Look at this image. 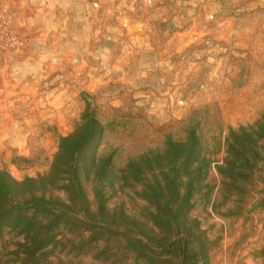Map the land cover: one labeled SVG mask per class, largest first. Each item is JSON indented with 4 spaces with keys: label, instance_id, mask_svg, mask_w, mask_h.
Here are the masks:
<instances>
[{
    "label": "rangeland",
    "instance_id": "rangeland-1",
    "mask_svg": "<svg viewBox=\"0 0 264 264\" xmlns=\"http://www.w3.org/2000/svg\"><path fill=\"white\" fill-rule=\"evenodd\" d=\"M17 1L0 0L14 32ZM95 2L97 41L75 53L76 28L53 20L50 66L0 87L2 181L45 175L95 121L75 155L89 212L32 244L15 217L45 221L29 202L52 186L7 188L0 264H264V0L232 20L209 14L217 0Z\"/></svg>",
    "mask_w": 264,
    "mask_h": 264
},
{
    "label": "crops",
    "instance_id": "crops-1",
    "mask_svg": "<svg viewBox=\"0 0 264 264\" xmlns=\"http://www.w3.org/2000/svg\"><path fill=\"white\" fill-rule=\"evenodd\" d=\"M26 8H20L19 0L13 2L16 7V13H11V22L15 26L23 29L15 30L21 44L14 50L7 52L6 56L0 55V87L6 83L22 84L23 79L27 77L28 84L36 80L31 71L35 68L50 66L52 61V52L57 53V48L46 45V38L49 35L43 31V27H49L53 20H64L72 22L68 27L76 28V52L83 53L82 43L85 38H92V42L97 41L98 28L94 24V14L89 13L90 5L97 7L95 0H25ZM20 2H22L20 0ZM23 3V2H22ZM218 9L209 14L229 16V19H238L251 10V7L259 4V0H217ZM214 8L213 5H205ZM253 10V9H252ZM13 15V16H12ZM91 16V18H90ZM62 17V19H61ZM60 18V19H59ZM89 19H92L90 22ZM75 22V23H73ZM15 25V26H14ZM42 26V27H41ZM37 29V31L35 30ZM38 39H41L37 41ZM43 42V44L41 43ZM111 46H104V51L111 52ZM68 52V49L67 51ZM72 51L70 53H73ZM72 57H70L71 61ZM7 60V63L4 62ZM7 68L10 73V79L3 78L2 70ZM31 72V74H30ZM28 75V76H27ZM31 76V77H30ZM45 83V82H43ZM3 91L0 90V95ZM2 97V96H1ZM0 97V98H1ZM1 101V99H0ZM1 108V107H0ZM5 122L0 119V140L3 137V126Z\"/></svg>",
    "mask_w": 264,
    "mask_h": 264
},
{
    "label": "trees",
    "instance_id": "trees-1",
    "mask_svg": "<svg viewBox=\"0 0 264 264\" xmlns=\"http://www.w3.org/2000/svg\"><path fill=\"white\" fill-rule=\"evenodd\" d=\"M99 128L95 125L93 119L85 120L77 129L70 135L60 139L58 151L55 154L53 161L45 175L37 178H26L21 182H17L11 178L0 180V201L5 203L8 199L7 188L15 187L16 190H21V186H27L33 193L34 186L38 184L43 187L45 191L51 185V190L46 191L48 195L42 193L40 196H31L30 207L35 211H40L45 218V221L36 217L28 218L23 213H19L15 219H25L23 231L26 233V240H46L54 239L55 234L50 233L49 230L59 227V222H79L80 210L85 208L89 212V201L84 194V191L79 181L78 176V162L75 160L76 153L85 150L86 142L91 139ZM97 135V134H96ZM100 162V161H99ZM105 162V161H104ZM101 161V165L104 164ZM55 187V188H54ZM59 189L64 193V197H52L53 189ZM42 190V191H43ZM45 192V193H46ZM30 193V195L32 194ZM102 212H105L104 206L100 207ZM13 207H2L0 209V217L8 215L12 212ZM93 223L92 219H90Z\"/></svg>",
    "mask_w": 264,
    "mask_h": 264
},
{
    "label": "built area",
    "instance_id": "built-area-1",
    "mask_svg": "<svg viewBox=\"0 0 264 264\" xmlns=\"http://www.w3.org/2000/svg\"><path fill=\"white\" fill-rule=\"evenodd\" d=\"M9 16L0 9V54L16 49L20 44L17 34L9 27Z\"/></svg>",
    "mask_w": 264,
    "mask_h": 264
}]
</instances>
